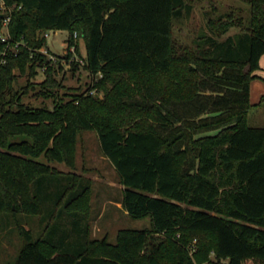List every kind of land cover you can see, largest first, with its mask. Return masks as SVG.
Segmentation results:
<instances>
[{"label":"trees","instance_id":"16d2710c","mask_svg":"<svg viewBox=\"0 0 264 264\" xmlns=\"http://www.w3.org/2000/svg\"><path fill=\"white\" fill-rule=\"evenodd\" d=\"M3 1L23 42L2 55L0 41V220L12 217L23 240L13 264H264V127L247 122L264 0H245L250 18L234 34L224 36L241 18L210 17L192 48L172 35L186 0ZM48 30H67L78 53L83 39L102 98L92 86L58 94V69L41 51ZM39 68L42 81L19 84ZM36 85L52 108L22 100ZM85 130L117 172L123 208L150 216V229H120L115 244L91 237V180L53 164L76 168ZM20 213L40 216L39 236Z\"/></svg>","mask_w":264,"mask_h":264},{"label":"rangeland","instance_id":"374dc122","mask_svg":"<svg viewBox=\"0 0 264 264\" xmlns=\"http://www.w3.org/2000/svg\"><path fill=\"white\" fill-rule=\"evenodd\" d=\"M186 1L192 6L190 13L184 17L172 20V35L176 45L194 47L195 40L200 33H209L207 22L210 17L215 18L221 14L230 13L234 18L242 19L243 26H231L224 36L242 30L244 20L247 23L250 18V6L245 0ZM11 8L3 3V0H0V13L7 15ZM8 24L9 22L5 23L3 21L0 31V34L8 39L7 42L0 40L4 43L2 55L7 54L10 50L16 53L19 45L23 43L15 42L12 39ZM68 36L69 32L67 30H51L47 35V47L41 49L58 69L55 76L63 84V87L58 88V94L65 97V99L74 93L89 91L96 81V77L83 65L82 59L85 55L83 39L80 38L78 40L81 51V53H78L75 46L68 44ZM69 53H71L70 58H64ZM73 62L78 63V66L74 68ZM16 73L20 72L16 71ZM29 78L27 73L20 74L18 77L19 84L22 86L27 85L29 80L36 83L42 81L45 78L44 68H39V74L35 78ZM27 92L22 97L24 102L30 103L32 106L44 105L49 108L53 107V98H45L41 93V86L36 85ZM90 92L100 98L105 94L103 89L100 90L96 87H93ZM263 95L264 82L259 79L254 80L252 82V102L254 104L259 103ZM247 122L250 126L264 127V100L261 106L257 104L252 108L248 114ZM39 159L46 161L44 156L39 157ZM53 164L59 170L64 172L75 171L91 180L92 194L89 220L92 238L101 239L107 237L110 243L115 244L117 233L120 229H150L152 227L150 216L135 218L130 216L123 208L122 202H120L123 196V185L113 165L103 155L95 130H85L79 133L76 143V168L74 170L64 163L56 162ZM5 217L3 215L0 220V264H13L21 250L23 240L16 225L12 223L13 218ZM17 218L27 228L32 229L35 237L41 234L43 225H41L40 216H28L25 213H20Z\"/></svg>","mask_w":264,"mask_h":264},{"label":"crops","instance_id":"0c3cea01","mask_svg":"<svg viewBox=\"0 0 264 264\" xmlns=\"http://www.w3.org/2000/svg\"><path fill=\"white\" fill-rule=\"evenodd\" d=\"M260 69H258L255 73H256V75L258 76L257 78H255L254 80H256V79H259V80H262L263 82H264V54L261 56V58H260ZM253 80V81H254ZM252 81V82H253ZM252 82H251V91H250V93H251V96H250V98L252 97ZM261 88H262V86H261ZM262 99H261V101L259 102V103H257L258 104V106H261L262 105V103H263V100H264V95L261 97ZM251 102H252V100H251ZM252 104L255 106V105H257V104H254L253 102H252ZM253 106V107H254ZM252 107V108H253ZM252 108H251V110H252ZM250 110V111H251ZM123 197V196H122ZM113 202V201H112ZM120 202H122V199L120 200ZM122 204V203H121ZM126 211V210H125Z\"/></svg>","mask_w":264,"mask_h":264},{"label":"built area","instance_id":"2783aa9c","mask_svg":"<svg viewBox=\"0 0 264 264\" xmlns=\"http://www.w3.org/2000/svg\"><path fill=\"white\" fill-rule=\"evenodd\" d=\"M3 3H4V1H3ZM5 15H6V14H5ZM9 20H10V17L6 15L5 18H4V22H5V23H8ZM49 31H51V30L46 31V33H45V36H46V37H47ZM0 40H1L2 42H7V41H8L7 37L4 36V35H2V34H0ZM2 62H5V59H3Z\"/></svg>","mask_w":264,"mask_h":264},{"label":"water","instance_id":"95a60500","mask_svg":"<svg viewBox=\"0 0 264 264\" xmlns=\"http://www.w3.org/2000/svg\"><path fill=\"white\" fill-rule=\"evenodd\" d=\"M0 17H5V14L4 13H0Z\"/></svg>","mask_w":264,"mask_h":264}]
</instances>
